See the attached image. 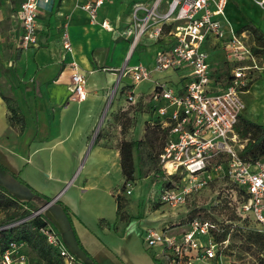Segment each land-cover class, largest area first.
<instances>
[{"label": "crops", "instance_id": "obj_1", "mask_svg": "<svg viewBox=\"0 0 264 264\" xmlns=\"http://www.w3.org/2000/svg\"><path fill=\"white\" fill-rule=\"evenodd\" d=\"M137 1L148 4L153 2V0H106L99 9L98 21L95 22L85 8L78 6L77 0H53V7L43 6L40 9L39 45L23 49L21 53L18 50V42L22 35V27L17 12L22 0H16V5L11 12L0 3V22L4 23L2 27L5 28V31L2 27L0 28V35L8 32L5 21H8L9 15L18 38L13 69L6 62L0 71V183L23 203L31 204L37 209L55 199L45 206L42 213L44 215L45 210H53L57 219L67 229L73 231L70 239L62 240L76 253L80 263L90 258L98 264H134L121 257L114 246L115 239L119 236H128L135 227L131 219L132 213L128 210L132 207L131 200L121 195L122 191L118 189V193L115 194L117 199L115 218L111 221L104 216L106 214L98 213L99 219L97 218L96 222L87 220L82 215L76 201L96 187L91 183L90 178L100 175L103 172L102 167L109 172L110 167H101L100 161L103 162L111 156L114 160L113 165L117 164L122 169L119 148L121 141L144 139L146 123L153 121L149 114L148 116L144 114L143 110L137 111L135 102L131 103L127 100V90L133 79L130 75L122 76L121 73L124 67L138 63L154 67L157 51L166 44L163 43L166 37L159 41L151 40L153 43H148L150 38L142 36L131 53L133 35L127 36L125 32L132 24L133 5ZM168 1L165 0L162 3V10L167 9ZM238 3L247 9L250 4L248 0H231L226 10L227 17L234 30L245 31L250 35L251 32L248 29H242L247 23L237 26L234 22L232 13ZM254 4L259 6L255 0ZM259 8L264 13V9L260 6ZM249 13L257 19V16L254 17L256 13L254 8ZM104 19H108L115 30L103 27L101 21ZM261 21L259 26L263 31V14H261ZM65 28L72 42V52L67 51L63 46L62 33ZM139 45H142V51L137 53L136 49ZM212 54L216 61L215 71L219 75L220 70L224 71L228 68V64L221 63L222 55L219 51H213ZM134 56L136 60L132 61ZM141 57L147 59L140 60ZM72 60L79 63L87 76V94L82 100L72 98L73 69L70 64ZM262 68L264 69V66L259 69L262 70ZM165 72H154L151 79H148L149 82L153 85L155 79L163 77ZM178 77H180L179 72ZM119 80V86L113 94ZM261 80H264V71H261V75L251 84L246 94L253 92L257 94V100H260L262 94L256 92L255 86ZM109 94H113V97L115 95L113 103L109 102ZM3 95L17 100L24 115L23 128L20 123L11 122L10 110ZM136 95L137 98L141 95L139 101V107H141L144 103L142 99L146 98L148 93L140 92ZM258 104L259 102H255L257 109H259ZM139 112L146 115L143 124L135 118L127 129H123L121 120L116 118L123 113L134 118ZM243 115L264 124V113L260 115L252 109L250 112L246 109ZM97 122L98 127H101L94 139L91 131ZM137 129L141 131V135L132 136V132ZM138 158L139 153L135 150L136 162ZM81 161L90 164L84 174L85 181L75 184V192H66L62 196L66 189L63 185L71 175L73 176L70 180L75 177L76 168ZM138 172L137 169L135 179L129 180L131 183H135ZM123 179L125 183L124 174ZM35 181L42 183V185H35L43 191V194L34 188ZM105 190L109 191L108 188ZM132 193L131 188V193L128 194ZM149 210L151 214H154L156 209L152 207L151 210L150 207ZM44 217L52 224L46 215ZM181 218L185 219L186 215H182ZM167 220H164L161 230L173 226L166 222ZM150 227L153 226L145 225L143 229H146V232ZM99 228L104 231L106 241L99 236L97 232ZM177 228V226L171 227L173 231L178 230ZM156 249L155 257H162L163 255L159 254L160 249ZM163 258L166 261L164 256ZM152 262L151 264H157L155 261Z\"/></svg>", "mask_w": 264, "mask_h": 264}, {"label": "built area", "instance_id": "obj_2", "mask_svg": "<svg viewBox=\"0 0 264 264\" xmlns=\"http://www.w3.org/2000/svg\"><path fill=\"white\" fill-rule=\"evenodd\" d=\"M106 0H77L93 21H98V11ZM153 0L151 4L137 1L133 5V19L125 34L133 32L131 50L142 36L163 45L156 53L154 67L143 63L126 66L123 75H130L135 84L151 79L154 72L172 69L179 72L178 89L155 80V86L142 99L153 119L168 129V138L160 153V165L166 173L180 176L179 184L172 181L160 192L161 203L173 207L184 205L187 197L197 193L217 179H229L239 188L234 206L240 219L249 221L248 227L264 232V155L256 160L245 159L241 151L247 144L237 130L240 117L247 108L244 94L252 77V69L261 66L256 61L252 47L253 37L245 31H236L227 17L231 0ZM264 9V0H255ZM53 7V0H22L17 17L22 27L18 46L28 49L39 45L41 7ZM143 12V14H141ZM103 27L115 30L104 19ZM264 32V30H263ZM64 48L72 52V42L67 28L62 33ZM213 51L222 55V64L228 68L216 73ZM254 63L247 65L245 61ZM72 72V98L82 100L87 94V76L79 63L70 62ZM215 73L218 77H216ZM119 82L114 90L116 92ZM134 85L127 90V100L138 103ZM112 94V96H113ZM131 193V181H127ZM34 210L22 219L0 226V230L33 218L42 213ZM220 219L197 217L187 222V227L174 232L171 227L158 230L150 227L146 241L156 246L166 258V264H216L229 244L228 237L219 242L216 231L222 230ZM50 245L57 249L63 264H82L74 251L64 243L54 226L40 229ZM28 244L23 239H10L0 249V264H26ZM160 254V255H161Z\"/></svg>", "mask_w": 264, "mask_h": 264}, {"label": "rangeland", "instance_id": "obj_3", "mask_svg": "<svg viewBox=\"0 0 264 264\" xmlns=\"http://www.w3.org/2000/svg\"><path fill=\"white\" fill-rule=\"evenodd\" d=\"M248 1L250 2V4H248V9L245 6L242 7V4H240L241 2L238 3L237 7L234 8V13L232 14L234 22L237 26H241L244 23H248L250 21L254 22L256 25L259 26L262 22L261 14L264 15L263 11L259 8V6L254 4V0ZM0 3L3 6H6L9 9V12H11L16 5V0H0ZM253 8L256 12L254 17L257 16V19L253 18L252 14L249 13L251 10H253ZM231 10L233 11V9ZM7 17L8 21H5V23L8 25V32L7 34L0 35V65H2V67H0V71L3 69V66L6 62L8 63V66L10 68L14 67V52L15 48L18 47L17 35L15 33L12 22L10 21L9 15ZM2 24L4 25L3 22H0V28L2 27ZM2 29H4L5 31L4 27H2ZM131 35H133L132 31ZM151 40L153 41V39H150L148 43H151ZM141 49L142 45H139V47H137L136 49L137 53L142 51ZM255 56L257 63L260 66H264V59L261 56ZM146 59L142 58L140 60ZM133 60H136V56L133 57L132 61ZM245 63L247 65H251L254 62L252 60H248L245 61ZM165 71L166 72L163 77L155 80L165 82L167 83V86H173L174 88L178 89V87L181 86V79H179L178 77V72L173 71L172 69ZM261 71H264V69L262 68L261 70L258 68H253L252 73L250 74L252 77L251 81L259 77V75H261ZM130 85H134L133 91L136 94H139L140 92H143L144 94H149L150 92H152L155 83L152 85V83L149 82L148 79H145L140 81V83L135 84L134 81L131 80ZM255 89L256 92L262 94L263 99L261 98L262 100H257V94L253 92L247 94L245 93L244 99L247 104L246 109L247 112H250L252 109L255 113L262 115L264 113V80H261V82L257 83ZM140 98L141 95H138L137 99ZM108 99L110 100V103H113L115 95L113 97L111 94H109ZM255 102H259V109L256 108ZM139 104V102L136 103L138 109L137 111L143 110L144 114L146 113L148 116V108H146L147 104L145 106L143 103L141 107H139ZM140 114H142V116ZM144 114L139 112L137 117H134L132 119L136 118V121H138L139 123L142 122L143 124L144 116L146 117V115ZM98 122L95 124L93 130L91 131V136H94V139L97 137L101 127H98ZM138 129L137 131L132 132V136L139 137L141 135V131L139 132ZM250 137L251 135H248L247 137L241 136L244 142H248ZM162 143L163 140L159 135L157 136V138H155V144H152L151 147L148 146V149H151L150 151L153 152V156L151 157L147 156L145 147L141 148L137 162V169L141 174L139 175L138 172V177L135 183H132V194H128L126 192V188H128L127 185L126 188H123L124 179L122 169H120L117 164L113 165L112 162L114 160L110 156L106 158V160H103V162L100 161L101 167H110L109 172L106 171V169L104 170L102 167L103 172L100 175L90 178L91 183L95 184L96 187H94L91 192H87L83 198L77 199L76 201L78 209H80L83 213L82 215H84L87 220L91 219L96 222L98 218V213L106 214L104 216L113 221L116 215L117 199L115 194L118 193V189L122 191L121 195H124L125 197H128L129 200H131L130 204H132V207L127 209L132 213L131 219L135 223L133 232L129 235L125 233V235L128 236H119L118 239H115V241H113L116 252L120 254V256L123 257L127 262H133L134 264H151L153 263L152 261H155L157 264H160V262L163 264L164 261V264H166V261L163 258L164 255H161L162 257L159 258L155 257L154 250L157 251L156 248L158 247L148 245L145 239L146 229H143L145 225H152L153 227H156V229L161 230L160 228H162L164 220L171 218L166 222H168L169 224H173V226L171 227L177 226L178 230H174V232H179L183 228L187 227L186 224L189 221L186 218L183 220L181 216L185 214L186 217H190V209H193L194 207L201 208L203 206L213 207V209H211L212 216L217 217L221 221L224 220L225 223H228L230 221L229 219H231L232 217L231 215L233 213V209L235 210L234 206H236L237 204L236 199L238 197L236 196V194L238 193L239 188L233 181L227 178H221L210 182V184L205 188L201 189L197 193L188 196L184 205L173 207L169 204L161 203L159 200L160 192L162 191V189H164V187H167L169 185L168 182L170 181V183H172V181H176L179 184L182 182L180 176H172L166 172H163L161 176L158 175L157 170L159 167H161L160 159L158 158V153L163 151L164 147ZM89 165L90 164H85V161H81V163L78 164L75 171V177L70 180L73 176L71 175L70 179L66 181L63 185V187H65L66 189L64 190L62 196L66 192H75V184H81L85 181L84 174ZM102 176L104 178H102ZM35 184L42 185V183L39 181H35L33 182V186L35 189H38L40 193L43 194V191L39 189ZM57 185L60 186V184ZM105 188H108L109 191H106ZM150 207L151 210L152 207L156 209L154 214H151V211L149 210ZM206 210L210 211V209ZM4 215V211H0V218L4 217ZM44 215L49 218L52 223L50 225L54 226L55 230H57V232L60 234L61 238L64 241L66 239H70V236L73 235V231L71 229H67L65 225L57 219V217L54 215L53 210H45ZM97 232L99 236L103 239V241H106V235L104 231L99 228ZM250 234L251 231L248 229V227L236 226L234 230H232L230 233V242L228 246L224 249L223 256L216 264H261L260 258L264 257V251L259 252V248L257 247V244L254 242ZM26 252L28 256V261L26 264H42L38 258V255L31 249L30 246L27 247Z\"/></svg>", "mask_w": 264, "mask_h": 264}, {"label": "trees", "instance_id": "obj_4", "mask_svg": "<svg viewBox=\"0 0 264 264\" xmlns=\"http://www.w3.org/2000/svg\"><path fill=\"white\" fill-rule=\"evenodd\" d=\"M242 29H248L252 33L255 45L252 47L253 53L257 56H261L264 59V32L260 27H258L254 22L250 21L242 27ZM19 53L23 50L19 47ZM256 80V78L249 83L247 89L250 88L251 84ZM8 109L10 110V120L21 124V128L24 127V115L22 114L17 100L13 97L3 95ZM117 120H121L123 129H127L132 123V118L127 115L120 114L116 116ZM238 132L242 137H247L251 135L249 141L241 151V155L245 159L256 160L257 158L264 155V124L256 122L252 119L247 118L245 115H241L240 121L237 127ZM161 137L163 140V147L166 144L168 138V129L163 128L158 120L153 123H146V136L144 139H123L120 143L121 152V166L122 171L125 176V183L123 188L126 187V183L129 180L135 179V173L137 170V162L135 160V150L140 153L141 148L145 147L147 156H153V152L148 149L152 144H155V138L157 136ZM164 149V148H163ZM161 153V152H160ZM158 153V158L160 157ZM165 170L159 167L157 170L158 175H162ZM170 184V181L168 182ZM206 209H210L207 211ZM213 207H194L190 209V217H186L188 220L200 217L202 219H212L218 220L217 217L212 216ZM34 210H37L31 204L23 203L17 196L11 193L3 184L0 183V211H4V217L0 218V226L13 221L22 219L30 215ZM225 223L222 222V230L216 231V240L219 242L224 241L232 230L236 226L248 227L249 221L246 219L242 223H237L240 217L237 215L236 211L233 209V213ZM184 220V219H183ZM50 223L44 217L43 213H40L33 218L24 220L17 225L12 227L4 228L0 230V249L7 246L10 239H23L27 242L28 246L36 252L38 258L42 264H63V258L60 253L52 245L48 243L45 235L40 230L41 227L48 226ZM248 229L251 231V236L254 242L259 248V252L264 251V232L256 231L250 227ZM261 264H264V257L260 258ZM82 264H98L92 259L88 258Z\"/></svg>", "mask_w": 264, "mask_h": 264}, {"label": "water", "instance_id": "obj_5", "mask_svg": "<svg viewBox=\"0 0 264 264\" xmlns=\"http://www.w3.org/2000/svg\"><path fill=\"white\" fill-rule=\"evenodd\" d=\"M54 200H55V199H53L52 201H49V202L47 203V205H48L49 203H52ZM47 205H44L43 207H41V208L38 209V210H42V209L45 208V206H47Z\"/></svg>", "mask_w": 264, "mask_h": 264}, {"label": "bare ground", "instance_id": "obj_6", "mask_svg": "<svg viewBox=\"0 0 264 264\" xmlns=\"http://www.w3.org/2000/svg\"><path fill=\"white\" fill-rule=\"evenodd\" d=\"M133 52V50H131V53Z\"/></svg>", "mask_w": 264, "mask_h": 264}]
</instances>
